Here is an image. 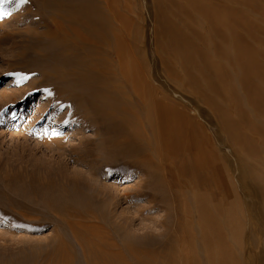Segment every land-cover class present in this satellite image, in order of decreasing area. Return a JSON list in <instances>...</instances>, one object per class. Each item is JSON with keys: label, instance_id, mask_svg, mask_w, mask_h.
Masks as SVG:
<instances>
[{"label": "rangeland", "instance_id": "374dc122", "mask_svg": "<svg viewBox=\"0 0 264 264\" xmlns=\"http://www.w3.org/2000/svg\"><path fill=\"white\" fill-rule=\"evenodd\" d=\"M50 1L0 0V264H264V0Z\"/></svg>", "mask_w": 264, "mask_h": 264}, {"label": "bare ground", "instance_id": "6f19581e", "mask_svg": "<svg viewBox=\"0 0 264 264\" xmlns=\"http://www.w3.org/2000/svg\"><path fill=\"white\" fill-rule=\"evenodd\" d=\"M69 1L70 0H62V1H58V2H55L54 0L52 1H50L49 3H46V6H47V8H50V9H58V10H60L61 12L62 11H64V12H67V11H69L70 10V7H71V1H70V3H69ZM78 3V2H77ZM80 3V2H79ZM87 3V2H86ZM74 6V5H73ZM106 6V5H105ZM73 8V7H72ZM75 8V7H74ZM107 8V7H106ZM110 8V7H109ZM75 9H77L78 11H76L75 13L77 14V15H75L74 14V17H73V15L72 14H70V15H72L71 16V18H68L67 17V21H69V20H72V22H71V24H73V25H78V28L83 24V21L86 19V18H84L85 17V11H84V6H83V4L82 3H80L79 4V6H78V8H75ZM92 10H94V9H92ZM49 11V10H48ZM88 11V10H87ZM86 11V12H87ZM71 13H74V12H72L71 11ZM92 13H93V11H92ZM100 13V12H99ZM88 14V13H87ZM102 14V13H101ZM64 16H66V13L65 14H63ZM94 15V14H93ZM51 16H53V14L51 15ZM76 16V17H75ZM87 16H89V15H87ZM60 18H61V15L59 16ZM92 18H93V16H91ZM50 19H51V17H50ZM64 19V18H63ZM52 21H51V23H52V25L54 26L55 25V27L56 28H58L57 30L60 32V31H62V32H64L65 34H67L66 35V37L67 36H69L68 35V33H67V30L66 29H68V28H66L67 26H66V24L68 23L67 21V23L65 24V28H64V26L62 25V23H57L55 20H54V18H52L51 19ZM90 20V19H89ZM107 20H109V19H107ZM64 23H65V21H64ZM71 24H69V25H71ZM79 24H81L80 26H79ZM91 25V24H90ZM96 25V24H95ZM95 25L93 26L94 28H95ZM72 26V25H71ZM97 26V25H96ZM82 27V26H81ZM87 27V26H86ZM92 27V26H91ZM91 27H88V28H91ZM47 28H48V26H47ZM78 28L77 27H74L73 28V30H72V32H76V39H78L77 41L78 42H80V44H82V40H81V38H80V36H79V33L77 32V30H78ZM84 28V27H83ZM82 28V29H83ZM97 28V27H96ZM86 29V28H85ZM85 29H83L84 30V32H85ZM90 30V29H89ZM88 30V31H89ZM48 31V30H47ZM50 31V30H49ZM82 31V30H81ZM80 31V32H81ZM92 31V30H91ZM94 31V30H93ZM50 32H52V31H50ZM71 32V33H72ZM83 32V31H82ZM86 33V32H85ZM95 33V32H94ZM74 34V33H73ZM82 35H84V34H82ZM93 35V34H92ZM95 35V34H94ZM87 38V37H86ZM69 40V39H68ZM35 41V40H34ZM52 41H54V40H52ZM51 41V42H52ZM57 41H59V42H57ZM56 42V46H58L60 49H63L64 51H73V52H77L78 50H80V51H82L83 52V49H86V48H84L83 46H80V45H78L77 43H76V41L75 42H72V40H70L71 42H72V44L71 45H67V43H63V41L61 42V40H57ZM65 41V40H64ZM102 41H104V40H99L97 43L99 44V48H98V46H97V50H99L98 52V54L97 55H99L101 58H102V52H101V45H102ZM115 41V40H114ZM91 41H89V43H90ZM92 42H93V39H92ZM116 42V44H117V40L115 41ZM119 42V41H118ZM75 43V44H74ZM94 45V44H93ZM44 45H42V46H40V48L41 47H43ZM53 46V45H52ZM92 46V45H91ZM109 47V46H108ZM39 48V47H38ZM45 48H46V46H45ZM90 49V48H89ZM88 48H87V50L88 51H90ZM105 50V49H104ZM118 45H117V48L115 49V56L117 57V56H121L122 57V55H119V53H118ZM126 50V49H125ZM120 51H122V50H120ZM70 52V53H71ZM105 52H106V50H105ZM113 53H114V51H113ZM38 54V53H37ZM107 54H108V50H107ZM122 54V53H121ZM81 57V56H80ZM115 57V58H116ZM103 59V58H102ZM124 59V58H123ZM117 60V59H116ZM102 61V60H101ZM124 61V60H123ZM82 62H83V60H82ZM105 62V61H104ZM115 62V61H114ZM81 63V62H80ZM95 64L96 65H94L93 63H90V64H85V68H89V70L92 68L93 70L92 71H94V68H98L99 67V64L97 63V62H95ZM120 64H121V69L123 68V72H125L126 71V73H128L129 72V70H128V67L126 66V62L124 63V62H120ZM80 65V64H79ZM124 66L125 67H127V68H125L124 69ZM78 69H79V67H77ZM110 68V67H109ZM81 70H82V68H81ZM83 71H85V70H83ZM109 72H110V69H109ZM114 72H115V69H114ZM111 73H112V71H111ZM80 75V74H79ZM80 77H78L77 79H79ZM111 80H112V78H111ZM150 96V95H149ZM87 102V104L89 105V106H91L92 107V105H93V101H91L90 99H86V98H83V100H82V102ZM96 114H97V117L98 118H101V119H106V116L104 115L105 113H103L102 111H98V112H96ZM140 132V131H139ZM142 135V134H141ZM70 137V136H69ZM67 139V138H66ZM59 144V143H58ZM26 150V149H25ZM72 151H74V150H72ZM76 152V151H75ZM84 152V151H83ZM81 153V152H80ZM80 163V162H79ZM114 163V162H113ZM83 164V163H82ZM81 164V165H82ZM76 165H78V164H76ZM92 165H94V164H92ZM80 166V165H79ZM88 167H89V165H87ZM90 169V168H89ZM88 169V170H89ZM22 171V170H21ZM77 172V171H76ZM75 172V173H76ZM79 172V171H78ZM83 172V171H82ZM27 173V172H26ZM38 173V172H37ZM46 173V172H45ZM18 174H19V172H18ZM79 174V173H78ZM46 175V174H45ZM25 176V175H24ZM57 176H58V173H57ZM62 179V178H61ZM21 180V179H20ZM43 182V181H42ZM36 187V186H35ZM80 190V189H79ZM102 191H103V189H101ZM86 191V190H85ZM83 193H84V191H83ZM86 194V193H85ZM90 196H92V195H90ZM94 196V195H93ZM96 196V195H95ZM101 196V195H100ZM88 199V198H87ZM92 199V198H91ZM96 199V198H95ZM102 199V198H101ZM100 200V199H99ZM105 202V201H104ZM79 204H81V203H79ZM86 204V203H85ZM115 205V204H114ZM65 209V208H64ZM75 210V209H74ZM77 211V210H76ZM89 211V210H88ZM110 211V210H109ZM66 212V211H65ZM88 213V215L91 213V211H89V212H87ZM111 213V212H110ZM67 215H69L68 213H66ZM74 214V213H73ZM70 215H72V214H70ZM75 215V214H74ZM78 215H80V213L78 214ZM77 215V216H78ZM84 215V214H83ZM83 215H82V217H83ZM93 216V215H92ZM81 217V218H82ZM86 217H88V216H86ZM70 218V217H69ZM75 218V217H74ZM80 218V219H81ZM82 219H84V218H82ZM95 219V218H94ZM89 220H91V218H89ZM96 220V219H95ZM66 221V220H65ZM68 221V220H67ZM97 221V220H96ZM71 220L69 221V222H67L68 223V225H69V223L71 224ZM76 223H78V222H76ZM79 224H81V223H79ZM91 224H93V222H91ZM95 224H97V223H95ZM94 224V225H95ZM93 225V226H94ZM181 225V224H180ZM72 226H74L73 224H71V226H70V228H72ZM81 226V225H80ZM98 226V225H97ZM100 226V225H99ZM77 227H78V225L74 228V230L75 229H77ZM81 227H79V229H80ZM90 228V227H89ZM102 228V227H101ZM82 229V228H81ZM83 229H85V228H83ZM86 229H88L87 227H86ZM95 230V229H94ZM73 231V230H72ZM88 231H89V229H88ZM74 232V231H73ZM91 232H93V229H92V231ZM108 232V231H107ZM96 233V232H95ZM105 233V232H104ZM109 233V232H108ZM107 233V234H108ZM97 236V235H96ZM110 237V236H109ZM98 239V238H97ZM112 240V239H111ZM105 241V240H104ZM103 241V242H104ZM107 243V242H106ZM96 244V243H95ZM99 244V243H98ZM98 244H96V245H98ZM100 245V244H99ZM99 247V246H98ZM113 249V248H112Z\"/></svg>", "mask_w": 264, "mask_h": 264}, {"label": "snow or ice", "instance_id": "6c2138e0", "mask_svg": "<svg viewBox=\"0 0 264 264\" xmlns=\"http://www.w3.org/2000/svg\"><path fill=\"white\" fill-rule=\"evenodd\" d=\"M22 2H25V0H22Z\"/></svg>", "mask_w": 264, "mask_h": 264}]
</instances>
